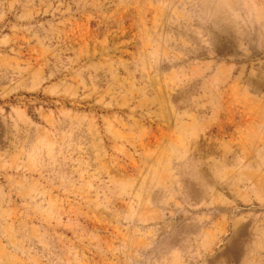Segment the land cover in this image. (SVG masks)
Segmentation results:
<instances>
[{
    "label": "rangeland",
    "instance_id": "obj_1",
    "mask_svg": "<svg viewBox=\"0 0 264 264\" xmlns=\"http://www.w3.org/2000/svg\"><path fill=\"white\" fill-rule=\"evenodd\" d=\"M0 264H264V0H0Z\"/></svg>",
    "mask_w": 264,
    "mask_h": 264
}]
</instances>
